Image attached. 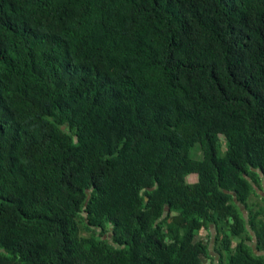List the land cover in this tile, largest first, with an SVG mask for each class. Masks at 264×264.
<instances>
[{"label":"trees","instance_id":"16d2710c","mask_svg":"<svg viewBox=\"0 0 264 264\" xmlns=\"http://www.w3.org/2000/svg\"><path fill=\"white\" fill-rule=\"evenodd\" d=\"M254 186L264 0H0V264H264Z\"/></svg>","mask_w":264,"mask_h":264},{"label":"rangeland","instance_id":"374dc122","mask_svg":"<svg viewBox=\"0 0 264 264\" xmlns=\"http://www.w3.org/2000/svg\"><path fill=\"white\" fill-rule=\"evenodd\" d=\"M187 181L190 182V183H194L196 181V176L195 175H191L190 177H187ZM255 187V191L256 193L259 195V198H254V197H251L250 199V202H253V203H257V204H262L261 203V198H264V188H258L257 186H254ZM240 209L241 211L244 213L243 215L245 216L246 215V212L245 210L243 209V207L240 206ZM211 232V233H209ZM215 236V231H214V228H210L209 230H201L197 236L196 239H201L202 241H206L208 243V249L210 251V254H212L213 257H216L217 256V252L213 250V237ZM251 236H253V234L251 233ZM237 241H234L233 243V246L234 244L236 243ZM248 244H251V245H254V241L251 240L249 241ZM261 254V253H260ZM202 263L203 264H217V259H215V261H210V259H207V258H203L202 259Z\"/></svg>","mask_w":264,"mask_h":264},{"label":"water","instance_id":"95a60500","mask_svg":"<svg viewBox=\"0 0 264 264\" xmlns=\"http://www.w3.org/2000/svg\"><path fill=\"white\" fill-rule=\"evenodd\" d=\"M87 194H88V192H87Z\"/></svg>","mask_w":264,"mask_h":264}]
</instances>
